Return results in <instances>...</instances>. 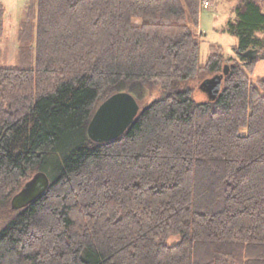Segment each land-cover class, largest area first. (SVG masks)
Wrapping results in <instances>:
<instances>
[{
	"label": "trees",
	"instance_id": "1",
	"mask_svg": "<svg viewBox=\"0 0 264 264\" xmlns=\"http://www.w3.org/2000/svg\"><path fill=\"white\" fill-rule=\"evenodd\" d=\"M201 1L28 0L16 67L0 65V264H264V79L243 55L264 56V0H233L237 58L212 45L204 66ZM225 65L196 101L189 82ZM123 89L147 102L92 141ZM39 171L47 189L12 210Z\"/></svg>",
	"mask_w": 264,
	"mask_h": 264
},
{
	"label": "rangeland",
	"instance_id": "2",
	"mask_svg": "<svg viewBox=\"0 0 264 264\" xmlns=\"http://www.w3.org/2000/svg\"><path fill=\"white\" fill-rule=\"evenodd\" d=\"M27 1L28 0H0V11L3 8L4 21V31L2 34L0 30V65L16 67L15 55L18 47L16 33L18 23L22 18V12L27 4ZM209 2V9H203L200 7L201 11L199 14V33L201 36L199 57L200 66H204L206 64L209 49L212 45L220 46L222 48L224 58H237V55H235L233 51L236 39L223 31V27L226 22L234 17L231 11L234 2L233 0H209ZM245 69L249 72V74H251L250 76L253 82L264 79V56H257L251 70H248L246 66ZM209 77L210 76L205 74L196 80L189 82V86L193 90V97L196 101L202 102L208 100L207 95L199 89V85L203 80ZM141 87L147 88V97L150 95L151 90L155 89L153 83H143ZM123 90L133 95L136 99H139L137 92L133 89ZM141 95L144 97L143 94ZM146 100L145 98L141 99L143 102H140L141 108L144 107V104L147 102ZM3 223L4 221L0 219V228Z\"/></svg>",
	"mask_w": 264,
	"mask_h": 264
},
{
	"label": "water",
	"instance_id": "3",
	"mask_svg": "<svg viewBox=\"0 0 264 264\" xmlns=\"http://www.w3.org/2000/svg\"><path fill=\"white\" fill-rule=\"evenodd\" d=\"M248 61H253L260 54L256 50H248L243 54ZM225 65L221 74L203 80L199 89L208 100H215L219 95L222 79L228 73ZM140 109L136 98L126 91L116 92L106 98L95 110L87 124L89 138L97 143L110 142L121 136L133 122ZM49 186V178L44 172L35 173L22 188L11 198L12 210H20L32 203Z\"/></svg>",
	"mask_w": 264,
	"mask_h": 264
},
{
	"label": "built area",
	"instance_id": "4",
	"mask_svg": "<svg viewBox=\"0 0 264 264\" xmlns=\"http://www.w3.org/2000/svg\"><path fill=\"white\" fill-rule=\"evenodd\" d=\"M209 6H210V2H209V0H202V1H201V7H202L203 9H209Z\"/></svg>",
	"mask_w": 264,
	"mask_h": 264
},
{
	"label": "crops",
	"instance_id": "5",
	"mask_svg": "<svg viewBox=\"0 0 264 264\" xmlns=\"http://www.w3.org/2000/svg\"><path fill=\"white\" fill-rule=\"evenodd\" d=\"M28 2V1H27Z\"/></svg>",
	"mask_w": 264,
	"mask_h": 264
}]
</instances>
